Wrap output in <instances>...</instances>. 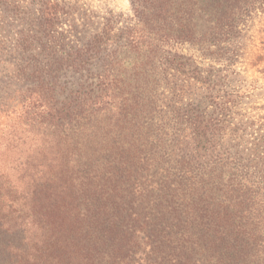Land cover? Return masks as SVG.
Listing matches in <instances>:
<instances>
[{
  "label": "trees",
  "instance_id": "1",
  "mask_svg": "<svg viewBox=\"0 0 264 264\" xmlns=\"http://www.w3.org/2000/svg\"><path fill=\"white\" fill-rule=\"evenodd\" d=\"M43 4L51 8L45 24L59 26L61 4L55 0L47 3L43 0ZM206 7H213L215 18L213 59L224 61L229 67L235 61L230 48L234 30L250 11H264V0H132L134 17L129 26L122 28L121 35L129 43H138L144 34L138 32L139 26L154 29L155 35L162 31L171 47L160 64L163 76L184 81L185 56L175 51L172 44L195 37L193 19ZM117 22L112 15L106 17L96 44L76 46L68 57L58 56L52 65L41 69L44 74L39 79L61 104L55 109L56 126L51 130L57 136H67L76 128L71 117L77 106L88 105L91 114L101 111L105 114L117 104L118 80L107 60L98 61L100 66L89 60L99 52L98 47L118 36ZM87 64L98 69L88 74L87 86L80 83L78 92L86 89L85 92L73 97L74 88L62 76L70 67L88 71L91 68ZM214 76L216 85L227 78ZM158 84L154 80L150 96L145 93L136 105L135 115L141 116L140 122L123 128V131L133 129L134 133L143 131V135L139 132V137L121 142L127 151L138 155L133 157L134 162L123 153L109 157V147H103L100 141L75 140L71 136L59 140L55 136L54 142L42 144L56 149L44 159L51 174L37 187L40 198L36 195L39 205L42 204L39 217L45 220L43 228L49 230L47 238L41 248L36 243L30 252L14 235L12 229L16 228L2 230L0 222L1 264H168L175 260V250L182 247L178 217L186 206L184 197L194 192L198 198H204L212 186L213 208L209 207L206 213L213 214V221L207 222L211 226L203 229L213 228V232L201 242L194 237L186 247L201 250L209 259L218 255L216 264H264V135L255 143L252 154H245L238 143L225 148L223 131L238 102V93L222 88L213 90V123L201 124L195 118L187 127L179 105L185 84L175 86V101L165 111L153 107L158 103L155 97ZM59 96H64L63 100ZM7 107L2 105L0 113ZM187 129L191 130L190 140L185 136ZM208 135L211 138L203 141ZM116 143L108 144L114 147ZM130 163L132 167L127 168ZM115 173L124 176L143 173L150 178L149 187L157 192L152 214L130 212L126 199L122 202L120 198L124 180L122 185L118 180L101 184L102 177L111 179ZM89 178L91 181L85 183ZM2 179L0 173V188L6 184Z\"/></svg>",
  "mask_w": 264,
  "mask_h": 264
},
{
  "label": "rangeland",
  "instance_id": "2",
  "mask_svg": "<svg viewBox=\"0 0 264 264\" xmlns=\"http://www.w3.org/2000/svg\"><path fill=\"white\" fill-rule=\"evenodd\" d=\"M55 2L61 4L62 19L59 26L51 27L44 22L46 18L49 20L51 8L43 4V0H0V107L8 106L0 113V173L6 183L0 188V222L2 230L6 231L10 226L16 228L12 229L14 235L30 248V252L36 243L38 248L42 247L49 232L46 226L43 228L45 220L39 217L42 204L39 205L36 195L40 198L37 187L43 185L44 178L51 174L44 159L56 149H52L50 144H42L67 136L75 140L100 141L107 144H101L103 147H109V157L123 153L133 161V157L138 155L127 151L121 142L132 136L139 137L143 131L139 129L134 133L133 129L123 131V128L140 122L141 116L135 115L136 105L145 93V96H150L149 88L154 85V80L159 84L155 93L158 103L153 107L164 111L175 101V86L178 88L185 84L179 105L183 108L187 127L195 118L201 124L213 123V90L222 88L238 93V102L223 131L225 148L230 149L229 144L238 143L245 154H252L255 143L264 135V11L261 9L250 11L234 30L230 48L235 61L229 67L224 61L213 59L216 56L213 53V7H206L195 15V37L172 44L175 51L185 56L182 73L185 80L176 81L163 76L164 71L160 67L165 60V51L171 48L162 31L155 35L152 33L154 29L139 26L138 32L144 31V34L138 43H129L121 35L122 28L129 26L134 17L132 0ZM110 15L118 20L115 30L118 36L98 47L99 52L89 60H107L118 80L117 104L105 114L102 111L91 114L88 105L77 106L71 117V124L76 128L67 136H57L51 130L56 126L55 109L61 104L52 97L53 91L49 86L39 79L44 74L41 69L52 65L58 56L68 57L76 46L84 48L96 44L105 18ZM87 67L91 69L70 67L62 76L74 88L73 97L85 92L86 89L78 92L80 83L87 86L88 74L98 69L88 64ZM215 74L226 75L227 78L216 85ZM58 98L63 100L64 96ZM190 135L191 130H185L188 140ZM208 138L211 135L204 136L203 141ZM114 141L117 143L111 147L108 143ZM129 167H132L131 163ZM112 177H102L101 184L118 180L122 185L124 180V192L122 190L120 198L122 202L126 199L130 212H141L142 216L154 212L157 192H152L149 187L150 178L143 173L132 176L115 173ZM90 181L89 178L84 182ZM183 204H186L183 214L178 217L182 247L175 250V260L168 264H216L218 255L209 259V255L201 253V250L192 251L186 247L194 237L201 242L213 232V228L209 231L203 229L207 222L213 221V214L206 213L209 207L213 208V186L201 199L197 193H187Z\"/></svg>",
  "mask_w": 264,
  "mask_h": 264
}]
</instances>
